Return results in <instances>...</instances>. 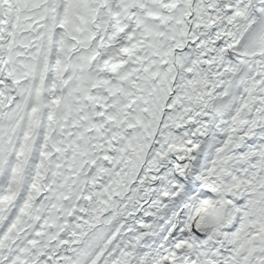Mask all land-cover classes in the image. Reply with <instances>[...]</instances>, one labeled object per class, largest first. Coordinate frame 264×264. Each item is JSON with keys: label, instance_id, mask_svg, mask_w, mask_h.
<instances>
[{"label": "snow or ice", "instance_id": "6c2138e0", "mask_svg": "<svg viewBox=\"0 0 264 264\" xmlns=\"http://www.w3.org/2000/svg\"><path fill=\"white\" fill-rule=\"evenodd\" d=\"M0 264H264V0H0Z\"/></svg>", "mask_w": 264, "mask_h": 264}]
</instances>
